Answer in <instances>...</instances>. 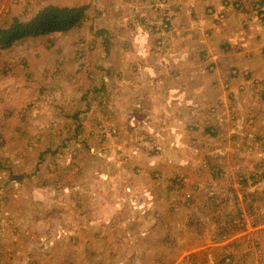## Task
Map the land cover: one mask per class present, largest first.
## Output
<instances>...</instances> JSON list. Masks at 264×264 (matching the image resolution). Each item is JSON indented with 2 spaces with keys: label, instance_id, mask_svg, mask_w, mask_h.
Returning <instances> with one entry per match:
<instances>
[{
  "label": "rangeland",
  "instance_id": "rangeland-1",
  "mask_svg": "<svg viewBox=\"0 0 264 264\" xmlns=\"http://www.w3.org/2000/svg\"><path fill=\"white\" fill-rule=\"evenodd\" d=\"M86 4L79 28L0 51V264H264V117L171 123L138 90L212 71L172 67L170 0H0V28ZM224 5L264 24V0Z\"/></svg>",
  "mask_w": 264,
  "mask_h": 264
},
{
  "label": "crops",
  "instance_id": "crops-1",
  "mask_svg": "<svg viewBox=\"0 0 264 264\" xmlns=\"http://www.w3.org/2000/svg\"><path fill=\"white\" fill-rule=\"evenodd\" d=\"M225 1L170 0L173 18L170 34L175 40L170 61L172 67L176 65L180 71L190 70L192 62H201L212 69L199 73L196 77L206 81L195 86L183 83L185 76L181 80L170 76L169 81H165L166 77L158 73L155 79L161 80L159 86L138 89L149 97V102L145 103L149 110L172 112L171 123L175 119L174 111L192 114L195 111L196 118L189 119V124H197L198 128L219 125L225 131L230 127L225 125L229 118L222 113L235 112L237 121L230 123L245 127L259 125V121L248 123L251 118L246 115L264 117V89L253 87L256 83H264V24L249 9H234L225 6ZM146 77L149 76L146 74ZM227 83L231 89L224 88ZM231 93L236 97L234 105L228 101ZM211 107H215L218 117L223 120L212 118ZM240 130L245 128L241 125Z\"/></svg>",
  "mask_w": 264,
  "mask_h": 264
},
{
  "label": "trees",
  "instance_id": "trees-1",
  "mask_svg": "<svg viewBox=\"0 0 264 264\" xmlns=\"http://www.w3.org/2000/svg\"><path fill=\"white\" fill-rule=\"evenodd\" d=\"M88 5H48L29 19L14 18L0 28V51L11 48L21 41L69 32L82 24L87 16Z\"/></svg>",
  "mask_w": 264,
  "mask_h": 264
},
{
  "label": "built area",
  "instance_id": "built-area-1",
  "mask_svg": "<svg viewBox=\"0 0 264 264\" xmlns=\"http://www.w3.org/2000/svg\"><path fill=\"white\" fill-rule=\"evenodd\" d=\"M168 23H169V19L167 20V28H168V26H169Z\"/></svg>",
  "mask_w": 264,
  "mask_h": 264
}]
</instances>
